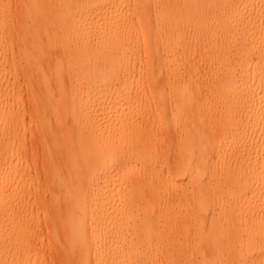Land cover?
Returning a JSON list of instances; mask_svg holds the SVG:
<instances>
[{"label":"bare ground","instance_id":"6f19581e","mask_svg":"<svg viewBox=\"0 0 264 264\" xmlns=\"http://www.w3.org/2000/svg\"><path fill=\"white\" fill-rule=\"evenodd\" d=\"M0 264H264V0H0Z\"/></svg>","mask_w":264,"mask_h":264},{"label":"rangeland","instance_id":"374dc122","mask_svg":"<svg viewBox=\"0 0 264 264\" xmlns=\"http://www.w3.org/2000/svg\"><path fill=\"white\" fill-rule=\"evenodd\" d=\"M23 97H24V104L27 108H29V103L27 101V96L26 94H23ZM164 124L167 125L170 121L169 119H166L164 120ZM163 138V137H162ZM161 140H158L156 139L155 142L157 143V149H158V152L161 154V155H164V156H167L169 158H171L170 160L173 161V158L176 156V151H177V142L176 141H170L168 140L163 142L162 139Z\"/></svg>","mask_w":264,"mask_h":264}]
</instances>
